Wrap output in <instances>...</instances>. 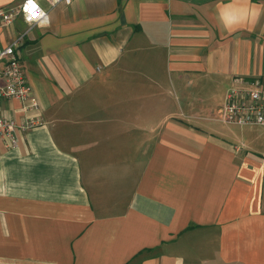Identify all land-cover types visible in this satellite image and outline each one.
Segmentation results:
<instances>
[{
  "label": "crops",
  "instance_id": "obj_1",
  "mask_svg": "<svg viewBox=\"0 0 264 264\" xmlns=\"http://www.w3.org/2000/svg\"><path fill=\"white\" fill-rule=\"evenodd\" d=\"M36 1L37 107L0 102L36 122L0 138V264H264V127L222 119L264 80V0Z\"/></svg>",
  "mask_w": 264,
  "mask_h": 264
},
{
  "label": "built area",
  "instance_id": "obj_2",
  "mask_svg": "<svg viewBox=\"0 0 264 264\" xmlns=\"http://www.w3.org/2000/svg\"><path fill=\"white\" fill-rule=\"evenodd\" d=\"M50 1L56 3L60 0ZM26 3L27 0H23L17 6L0 7V28H9L17 16H22L29 24L25 31L12 37L6 46H0V102L6 98H14L21 101L25 109L36 108L37 100L32 94L22 67L19 48L31 26L46 23L48 20L47 11L36 0H34L37 5L35 17L25 8ZM222 119L240 125L264 127V80H256L249 87L230 89L226 94ZM35 124V120L31 118H25L17 124L12 118L0 117V138L9 144H14L16 143L14 136L16 127L26 130ZM260 158L264 164V150Z\"/></svg>",
  "mask_w": 264,
  "mask_h": 264
},
{
  "label": "clouds",
  "instance_id": "obj_3",
  "mask_svg": "<svg viewBox=\"0 0 264 264\" xmlns=\"http://www.w3.org/2000/svg\"><path fill=\"white\" fill-rule=\"evenodd\" d=\"M25 8L27 11H29L33 17L37 15V5L34 3V0H27V3L25 5ZM40 15H43V13H39Z\"/></svg>",
  "mask_w": 264,
  "mask_h": 264
}]
</instances>
